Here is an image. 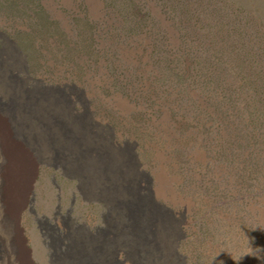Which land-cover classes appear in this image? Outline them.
<instances>
[{
  "label": "rangeland",
  "instance_id": "rangeland-1",
  "mask_svg": "<svg viewBox=\"0 0 264 264\" xmlns=\"http://www.w3.org/2000/svg\"><path fill=\"white\" fill-rule=\"evenodd\" d=\"M71 1L0 0V57L18 66L1 79L20 86L0 94L1 114L38 127L46 108L75 134L84 121V144L126 153L140 199L161 210L135 252L125 212L97 192L94 153L74 173L42 156L18 218L31 263L264 264V0ZM5 167L0 147V264H20Z\"/></svg>",
  "mask_w": 264,
  "mask_h": 264
},
{
  "label": "bare ground",
  "instance_id": "bare-ground-1",
  "mask_svg": "<svg viewBox=\"0 0 264 264\" xmlns=\"http://www.w3.org/2000/svg\"><path fill=\"white\" fill-rule=\"evenodd\" d=\"M63 1L66 7L72 6L71 0ZM15 61H17L15 57H11V59L7 61L0 57V67L2 69H0V94L16 92L20 88L15 77L10 76L12 80L6 79L7 83H13L14 86L3 82L1 79V74L5 76L18 69V66L12 64V62ZM97 80L100 82L99 79ZM24 98L28 104H32L31 102L34 100L33 98V100L29 102L31 96H26ZM95 99L96 97L89 98L91 103H93ZM103 102L105 105L107 104L105 101ZM110 103L118 111H121L123 115H127L135 110V107L121 94L116 95ZM108 106V108L111 107L109 104ZM14 108L15 107L10 108L9 110V112L12 111L14 114L7 116H3L0 111V147L6 162V167L3 171V213L7 222L15 224V239L16 241L18 240L16 248L19 250L20 258L18 261H20V264H32L28 250L24 247V237H22L21 230L18 226V218L22 211L23 201L27 198L28 192L31 189V181L36 172L35 168L37 166V161L42 156L58 161L70 160L71 164L69 169L74 173L84 167V163L87 162L86 160L88 157L91 155L93 156V154H90L92 151L95 157L94 161L98 178L101 183V187H99L97 192L98 194L99 191L101 193L107 192L115 205L114 207L125 212V217L127 218V222H129L126 229L129 235L132 236L130 239L135 245V252L140 250L142 243L146 242V240H152L154 224L159 217L158 213H160L161 209H159L152 200L142 199V201L140 199L138 191H140L139 189L142 183L140 182L139 185L137 181L140 174L142 175V171H140L137 166L134 167L133 164L130 165V157L126 153H119L118 156L114 158L113 154L109 152L107 146L102 144V139L98 136L92 137L95 146L89 147L87 144H84L85 141L91 137L90 135H85L87 125L84 121L77 124L78 127H76V130L78 133L75 134L68 126H65L62 122L63 120H60L61 123L58 122V119L52 121L54 115L46 108H44V111L41 112L39 116L42 126H32L30 128L27 126L23 127L17 120V115L15 114L16 109ZM60 117L66 120L65 113H62ZM83 119H85V117ZM19 120L23 121L24 119ZM24 123L26 125L28 124L26 120ZM164 123H167V121H164ZM15 132H17L20 137L22 136L20 132L28 134L29 138L26 139L33 142L32 151L29 145H26L17 138ZM64 147H66L67 152H65ZM61 150L65 153H61ZM126 173L129 176V180L126 178ZM155 175L161 184L166 182L167 172L165 168L162 167ZM92 191L93 190H91V192ZM122 192L128 194L127 202L117 197L121 194L123 195ZM157 193L161 198L164 197L167 199L166 190L163 185L157 188ZM109 196L107 197L109 198ZM97 252L100 254L99 250ZM79 257L80 263L78 264H91V262L84 257L82 252L79 253Z\"/></svg>",
  "mask_w": 264,
  "mask_h": 264
},
{
  "label": "flooded vegetation",
  "instance_id": "flooded-vegetation-1",
  "mask_svg": "<svg viewBox=\"0 0 264 264\" xmlns=\"http://www.w3.org/2000/svg\"><path fill=\"white\" fill-rule=\"evenodd\" d=\"M52 229L54 232H59V229L57 227H55V228L52 227Z\"/></svg>",
  "mask_w": 264,
  "mask_h": 264
}]
</instances>
